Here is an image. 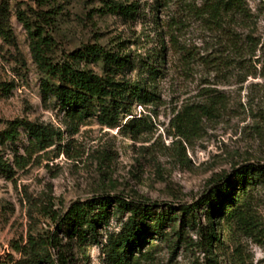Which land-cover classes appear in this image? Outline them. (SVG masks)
Wrapping results in <instances>:
<instances>
[{
	"label": "rangeland",
	"instance_id": "374dc122",
	"mask_svg": "<svg viewBox=\"0 0 264 264\" xmlns=\"http://www.w3.org/2000/svg\"><path fill=\"white\" fill-rule=\"evenodd\" d=\"M116 1L138 4L137 18L101 11L104 0H57L46 28L57 59L96 43L121 44L134 57L135 65L123 76L143 80L155 100L134 104L112 128L95 117L77 123L55 99H45L33 40L17 15L23 11L33 21L42 8L36 0H6L14 38L0 37V132L24 119L61 132L62 139L39 150L20 127L18 139L0 147L13 168L11 175L0 171V264H35L20 247L28 249L31 238L44 242L53 235L55 264H111L109 242L129 212L113 208L85 243L58 229L55 221L72 203L104 194L154 204L156 211L197 206L192 225L181 226L178 219L166 226V238H149L137 264H206L212 255L207 236L214 227L221 241H215L213 252L221 264H264V234L229 229L224 218L209 214L218 199L215 190L234 182L238 168L264 165V0H246L250 19L234 25L240 46L231 53L200 16L199 8L209 0ZM184 46L196 52V60L184 61ZM163 47L164 57L154 55ZM149 61L160 70L155 78L145 69ZM89 67L102 72L100 64ZM178 114H184V135ZM238 188L240 203L244 193ZM246 189L264 230V174Z\"/></svg>",
	"mask_w": 264,
	"mask_h": 264
},
{
	"label": "trees",
	"instance_id": "16d2710c",
	"mask_svg": "<svg viewBox=\"0 0 264 264\" xmlns=\"http://www.w3.org/2000/svg\"><path fill=\"white\" fill-rule=\"evenodd\" d=\"M104 2L101 11L105 13L119 14L131 20L137 18L138 4L116 0H104ZM36 3L42 8L36 20L31 21L25 12L20 10L17 15L29 30L33 40L32 54L42 73L41 90L45 99H55L60 109L77 123L95 117L100 124L112 128L120 126L122 116L131 114L134 104L146 105L155 100V93L148 90L143 80L131 82L123 76L135 65V59L127 51V47L121 44L114 48H107L97 43L86 44L57 59L54 54L55 40L46 30L52 25V14L58 7L57 0H36ZM46 6L50 8L44 9ZM198 11L207 27L222 38L226 45L228 44L226 51L231 53L240 46L234 25H243L250 19L251 12L246 0H209ZM0 37L9 40L14 38L6 0L0 5ZM162 51L164 47L154 55L164 57ZM180 52L186 63L196 60V52L190 48L181 47ZM210 61L212 59L207 60ZM90 64H100L102 72H96L89 67ZM145 69L154 78L160 71L150 61ZM183 115L178 114L179 133L182 135L185 134ZM130 122L135 123V118ZM173 123L177 129V115ZM20 127L27 131L39 150H44L62 139L61 132L47 125L16 119L0 132V147L6 142L14 143L20 135ZM0 171L10 175L13 173V168L8 159L2 155L1 149ZM263 174L264 165L250 164L238 168L234 182L230 185L222 184L215 190L218 199L215 204L210 205V216L218 215L219 218H224L229 229L252 236L263 235L264 230L253 215L246 189L254 184L256 177ZM237 185L245 194L240 203L235 193ZM204 201V204L209 203L208 198ZM196 207L183 205L177 209L170 206L167 210L156 211L154 204L128 200L120 195L104 194L72 203L63 217L55 221L58 223V229H66L69 235L76 236L80 243H85L88 234L93 238L97 235L98 224L109 220L113 208L129 212L130 215L121 231L111 238L106 255L111 264H137L140 256L146 253L143 252V247L149 242V238H154L156 235L166 238L168 235L166 226H172L178 219L181 220V226L192 225L195 222ZM176 234L181 237L182 230L180 229ZM215 241L220 242L221 235L214 227L207 236V251L212 255L207 256L206 264H221L213 252ZM29 243L28 249L20 247L19 250L28 255L32 262L38 264L45 261L55 264L50 251V245L57 246L55 235L50 241L38 242L35 238H31ZM136 252L140 254L135 256ZM62 264H66V261L62 260Z\"/></svg>",
	"mask_w": 264,
	"mask_h": 264
}]
</instances>
